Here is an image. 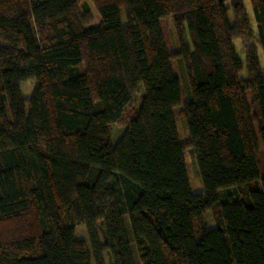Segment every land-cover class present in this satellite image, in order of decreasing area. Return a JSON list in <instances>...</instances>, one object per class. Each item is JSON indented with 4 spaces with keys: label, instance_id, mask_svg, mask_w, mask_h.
I'll return each mask as SVG.
<instances>
[{
    "label": "trees",
    "instance_id": "16d2710c",
    "mask_svg": "<svg viewBox=\"0 0 264 264\" xmlns=\"http://www.w3.org/2000/svg\"><path fill=\"white\" fill-rule=\"evenodd\" d=\"M86 1L0 0V264H135L126 225L140 264H264V70L233 46L243 0H90L97 23ZM252 10L264 49V0Z\"/></svg>",
    "mask_w": 264,
    "mask_h": 264
},
{
    "label": "rangeland",
    "instance_id": "374dc122",
    "mask_svg": "<svg viewBox=\"0 0 264 264\" xmlns=\"http://www.w3.org/2000/svg\"><path fill=\"white\" fill-rule=\"evenodd\" d=\"M242 4H243V13L246 16L247 24H248L246 26L247 27L246 30L249 33L250 37L247 41L243 39L233 40V46H234L235 52L237 56L239 57V59L242 61V63H244L246 59V52L251 48L254 49L257 53V58H258V62L261 67V70H264V49H262V47L260 46L258 42L257 26L254 20L253 10H252L253 5H254V0H243ZM226 6L228 7L230 6L229 2L226 3ZM79 9L81 12H84L87 10L88 14L94 19V22L95 23L98 22V16L90 0H87L84 4L79 5ZM230 15H232L231 12H230ZM169 26L172 31L173 40L175 41V36L172 30L173 24L171 20H169ZM245 77H246V71L244 69L243 72L240 74V78H245ZM34 84L35 82L30 80L21 85L22 96L25 99L29 98L32 92V89L34 87ZM185 86L187 89L186 80H185ZM141 93H142V89H140L139 93L135 96L133 100V106H137V104L139 103V100H140L139 95ZM125 125L126 123L122 122V123L113 124L110 126L109 133H110L111 142L113 144H115L119 140L121 135L126 130ZM177 127H178L179 137L182 140L181 142L187 145V148L184 152V159H185V163L187 167V174H188L191 190L194 194L202 193L203 187H202V183H201L198 170H197V166L195 163L193 150L190 146V139L186 131L183 120L178 117H177ZM259 162H260L261 171L262 173H264V153H262V155L260 156ZM233 197H234V190H225V191L220 192V199L222 201L224 199L226 200L227 198H233ZM203 223H204V226L208 229L215 228L216 224L214 222V216L211 210H207L204 212ZM126 229H127V236H128L129 243H130L131 255L135 260V264H140L138 256H137L136 247L133 242L132 233L130 232V226L127 227L126 225ZM96 231H97L100 242L103 243L101 227L99 223L96 224ZM75 234L77 238H80L84 240L86 243H88L84 226H78L76 228ZM103 258H104L105 264H110L108 261V257L105 253L103 255Z\"/></svg>",
    "mask_w": 264,
    "mask_h": 264
}]
</instances>
